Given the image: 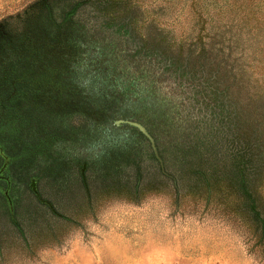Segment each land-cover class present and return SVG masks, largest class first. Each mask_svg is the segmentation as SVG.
<instances>
[{
	"label": "rangeland",
	"instance_id": "obj_1",
	"mask_svg": "<svg viewBox=\"0 0 264 264\" xmlns=\"http://www.w3.org/2000/svg\"><path fill=\"white\" fill-rule=\"evenodd\" d=\"M46 1L0 0V23L8 19L7 26H30L37 5ZM50 1L55 22L71 15L75 0ZM131 4L134 21L120 48L134 61L143 39L162 38L163 50L170 55L152 52L148 40L141 55L165 60L158 72L166 78L155 84L134 66L112 74L102 69L97 77L103 83L93 88L88 83L93 74L84 71L90 62L80 57L72 64L73 73L61 79L65 86L52 76L31 79L39 87L29 99L40 107L31 114L25 111L26 123L18 129L23 131L7 135L9 164L3 165L0 157V264H264V249L252 247L251 232L232 211L234 196L226 195L223 174H211L209 189L180 172L194 156L162 160L127 123L114 122L141 123L161 149L158 109L133 97L148 91L156 95L155 105L164 99L170 115L182 112L197 123L196 119L210 121L214 109L220 123V117L232 110L226 99L234 95L224 93L221 101L220 94L212 92L208 102L200 101L202 88L194 86L197 79H190L201 75L204 81L213 73L209 68L217 66L212 58L199 57L202 48H210L216 58L223 54L227 68L243 65L248 92H264V44L254 48L248 27L261 26L264 36V0H133ZM28 7L33 13L24 17L22 11ZM186 78L190 81L184 83ZM211 80L208 89H213ZM107 91L121 97L104 111L105 116H91L92 102ZM26 108L31 106L22 110ZM206 155L214 164L222 159L220 152ZM47 158H55L59 166L47 167ZM261 160L263 167H256L253 179L260 184L264 202V157ZM82 162L87 186L80 176ZM162 167L176 180L162 173ZM31 178L40 198L56 214L34 194Z\"/></svg>",
	"mask_w": 264,
	"mask_h": 264
},
{
	"label": "trees",
	"instance_id": "obj_2",
	"mask_svg": "<svg viewBox=\"0 0 264 264\" xmlns=\"http://www.w3.org/2000/svg\"><path fill=\"white\" fill-rule=\"evenodd\" d=\"M132 1L75 0L70 8L71 15L55 22L52 18L53 4L47 0L37 5L39 11L34 13L36 17L31 20L30 26H21V29L7 26L8 19H5L6 22L0 23V157H3V165L4 162L9 164L11 161V156L6 148L8 136L23 131L18 129L26 123L25 111L31 110L29 112L31 114L40 107L33 106L32 103L35 101L29 99L30 93L37 92L35 90H38L37 87H39L37 84H31V79L34 82L41 77L52 76L65 86L61 79L73 73L72 64L80 57L82 60L86 58L90 62L89 67L84 71L93 74L88 79V83L93 88L103 83L97 77V73L102 69L112 74L115 71L130 70L134 66L148 82L155 84L160 79L166 78H163V75L158 72L162 68L160 63L165 64V60L153 58L151 54L141 55L142 49L148 45L145 40L153 45L152 52L159 54L162 50L163 55H170L163 50L165 43H162L164 42L162 38L158 39L151 35L143 39L142 46H138L136 50L139 58L134 61L132 58H126L120 48V45L124 44L123 40H127L123 38L125 32L130 29L134 21L135 14L130 16L135 13ZM30 7L22 11L24 17L33 13ZM84 14L89 16L88 19L83 17ZM86 23L88 24L86 25ZM248 27L252 29L253 39L251 41L249 38V41L255 46L254 48L256 50L263 48L264 36L261 26ZM221 51L222 49H220ZM197 54L208 60L212 58L217 65L214 68H209L213 70V73L204 81L200 79L201 75L193 76L190 79H197L194 86L202 88L198 92L202 96L200 101L208 102L212 92L220 94L221 101L224 99V93L233 94V97L226 99L227 105L232 107V110L228 111V118L222 116L220 117L221 122L216 123L214 116L216 110L211 109L210 121L196 119L195 122H198L193 123L191 121L194 119L190 120V117L182 112L170 115L169 109L163 104L164 99L161 104L155 105L156 95L151 92H142L133 97L143 103H148L153 109L159 111L161 124L158 129L163 139L160 140V142L162 141L161 149L156 146V150L162 160H165L163 156L169 158L194 156L195 160L191 164L189 163L186 168H180V172L192 178L196 177L204 182L209 189L211 174L216 171L223 174L226 195L234 196L233 213L239 216L242 220L241 223L251 232L248 234L254 241L252 247H260L263 250L264 202L259 190L260 184L254 182L253 174L258 172L256 167H263L261 159L264 157V92L257 90L248 92L249 85L245 78L246 72L243 65L235 68L233 64H230L233 68H227L226 57L221 54L219 59L216 58L210 48H202ZM198 69L204 71L205 68L198 67ZM81 70L80 68L79 71ZM104 77L106 78V75ZM190 80L186 78L184 83ZM199 80H202L204 84L202 85ZM210 80L213 89H208L210 86L206 84ZM64 90L66 89L64 88ZM120 97L114 92H105L100 98H97L98 101L92 102L93 106H90L89 114L105 116L104 111ZM165 98L169 102L170 97L168 98L167 93ZM26 105L31 108L22 110ZM21 111L24 113H19ZM14 120H16L15 123H13ZM117 120L120 119H116L115 124L125 123H116ZM127 125L129 124L127 123ZM129 126L136 131L139 140L142 143H147L150 151L154 153L148 138L136 127ZM152 137L155 139V136ZM122 150L129 151L127 148H122ZM214 151L222 154V159L216 161L215 164L208 161L211 156L206 155L207 153L213 154ZM20 153L22 152L20 151ZM45 164L50 168L59 166V162L55 158H47ZM80 167L82 184L87 186L83 171L86 163L82 162ZM161 171L168 177L174 176L164 167L161 168ZM32 180L36 183L35 178H31ZM36 196L40 202L47 204L52 213L56 214L53 206L41 199L38 192Z\"/></svg>",
	"mask_w": 264,
	"mask_h": 264
},
{
	"label": "water",
	"instance_id": "obj_3",
	"mask_svg": "<svg viewBox=\"0 0 264 264\" xmlns=\"http://www.w3.org/2000/svg\"><path fill=\"white\" fill-rule=\"evenodd\" d=\"M120 122L128 123L129 125L136 127L142 134H144L148 138V140H149V142H150V144H151V146L153 148V152L155 153L156 156H158V153H157V150H156V146L154 144V140H153L152 136L149 134L147 129L141 123L136 122V121H124V120H117L116 121V123H120ZM30 186H31L33 192L35 194H37L34 180L31 181V185Z\"/></svg>",
	"mask_w": 264,
	"mask_h": 264
}]
</instances>
